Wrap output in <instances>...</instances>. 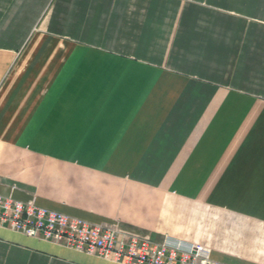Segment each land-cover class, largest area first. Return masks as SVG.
Returning <instances> with one entry per match:
<instances>
[{
  "label": "crops",
  "instance_id": "0c3cea01",
  "mask_svg": "<svg viewBox=\"0 0 264 264\" xmlns=\"http://www.w3.org/2000/svg\"><path fill=\"white\" fill-rule=\"evenodd\" d=\"M0 195L154 242L198 241L169 198L264 225V0H0ZM0 264L121 263L0 227Z\"/></svg>",
  "mask_w": 264,
  "mask_h": 264
},
{
  "label": "built area",
  "instance_id": "2783aa9c",
  "mask_svg": "<svg viewBox=\"0 0 264 264\" xmlns=\"http://www.w3.org/2000/svg\"><path fill=\"white\" fill-rule=\"evenodd\" d=\"M0 227L121 264H224L204 242L168 236L154 242L118 222L93 223L39 206L33 197L0 195Z\"/></svg>",
  "mask_w": 264,
  "mask_h": 264
},
{
  "label": "rangeland",
  "instance_id": "374dc122",
  "mask_svg": "<svg viewBox=\"0 0 264 264\" xmlns=\"http://www.w3.org/2000/svg\"><path fill=\"white\" fill-rule=\"evenodd\" d=\"M166 206L165 220H180L184 232L206 243L211 250L264 263V225L198 202L169 198Z\"/></svg>",
  "mask_w": 264,
  "mask_h": 264
}]
</instances>
